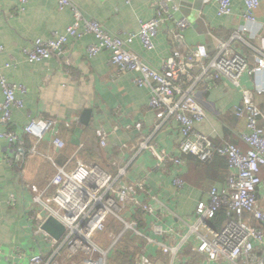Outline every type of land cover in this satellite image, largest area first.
Segmentation results:
<instances>
[{
    "label": "crops",
    "instance_id": "0c3cea01",
    "mask_svg": "<svg viewBox=\"0 0 264 264\" xmlns=\"http://www.w3.org/2000/svg\"><path fill=\"white\" fill-rule=\"evenodd\" d=\"M158 1L70 0L85 18L99 21L111 34L137 31L141 21L154 15ZM169 3H175L178 8L173 13V19L160 25L154 38V48L145 50L138 39L130 45V50L149 65L160 69L173 47L184 52L198 44L207 46L210 60L218 52L214 42L216 38L227 41L235 30L247 25L249 29L243 34L245 42L234 41L233 47L245 57L249 70L254 67L253 48L264 46V31H258L244 20L242 0H232L231 13L222 16L217 15L216 0H170ZM255 15L258 21L264 20V0H260ZM182 18L187 21V26L181 37H175L178 31L174 21ZM72 22L70 5L59 8L58 0H26L24 3L21 0H0V45L3 47L0 58L3 63L12 62L3 71L9 82L24 87V91L17 93L23 100V107L12 109L10 125L0 123V132L6 128L18 130L32 118H52L56 121L54 131L65 144L58 149L52 144L51 135H45L39 141L23 135L18 147L21 149L19 159L16 165H9L5 157H13L17 147L13 149L0 137V264H30V257L37 252L47 261L55 253V244L46 241L41 234H35L37 220L34 217L40 207L31 203V186L44 187L55 173L49 157L56 165H66L68 169L82 161L97 163L117 175L119 168L124 167L122 175L127 176L126 180L142 184L143 190L138 191V197H143V200H149L150 195H158L162 200L172 202L171 180L179 174L184 185L173 203L182 216H191L197 201L207 200L211 186L222 189L229 175L228 163L225 168L222 162H212L206 169L194 165L183 154H179L184 160L180 169L172 162H168L164 169L155 167L152 149L165 150L170 155L178 154L176 147L181 139L178 124L170 119L155 129V110L148 105L151 96L149 87L135 84L133 78L136 72L120 71L111 64L109 51L101 50L89 57L86 48L95 41L93 34L87 33L78 39L69 38L64 56L34 63L25 59L23 47L29 46L38 37L63 33ZM263 79L264 71L259 74L244 72L240 83L253 93L254 84ZM242 89L233 86L223 76L219 80L201 81L197 85L196 98L203 105L206 118L195 128L215 145L229 142L246 148L238 136L244 130V119H238L233 114V108L242 102ZM2 98L0 90V100ZM253 98L264 110V96L254 93ZM260 125L264 126V120H260ZM97 130L106 135L104 146L99 143ZM146 137L151 147L140 149L139 144ZM32 146L38 150L36 153L29 152ZM260 178L262 182L257 192L264 211V202L260 200V194L264 193V165L260 169ZM11 196L15 197L13 205L9 203ZM158 212L162 222H173L162 215L160 209ZM135 217L141 228L147 229L148 220L142 218L139 210ZM217 218L216 225L220 226L223 220ZM244 218L255 224L251 215L246 214ZM119 228L118 222L109 220L105 228L98 232L97 240L101 245H107V233ZM180 234V231L176 234V240ZM124 236L122 247L110 255L109 264L134 262L133 256L138 252L141 240L130 232ZM148 250L154 253L155 264H168L167 255L153 248ZM263 250L264 246L256 248L259 255L263 254ZM159 253H162L161 258H158ZM181 255L192 257L185 264L204 261L200 254L192 251L190 243ZM82 257L81 250L70 251L63 245L52 261L81 264Z\"/></svg>",
    "mask_w": 264,
    "mask_h": 264
},
{
    "label": "built area",
    "instance_id": "2783aa9c",
    "mask_svg": "<svg viewBox=\"0 0 264 264\" xmlns=\"http://www.w3.org/2000/svg\"><path fill=\"white\" fill-rule=\"evenodd\" d=\"M25 1L21 0L22 3ZM169 1L159 0L154 15L141 21L137 31L111 34L99 21L85 18L70 0H58L59 8L70 5L73 22L63 33L36 38L29 46L22 48V53L29 63L61 57L65 54L69 38L78 39L87 33L93 34L95 41L86 48L89 57L107 50L111 64L120 71L136 72L133 78L135 84L149 87L151 96L148 105L155 110V129L170 119L178 124L181 137L176 147L178 154L170 155L165 150L151 148L156 160L155 167L164 169L168 162H172L180 169L184 160L179 154H192L200 161H206L213 153H217L226 157L228 163L229 175L224 187L218 189L211 186L207 200L197 201L191 216H182L175 210L173 203L184 185L179 174L171 180L172 202L162 200L158 195H150L149 200H143V197H138V191L143 190L142 184L126 180L127 176L122 175L125 173L124 167H120L118 174L113 175L97 163L78 161L68 169L66 165H56L49 157L55 167L54 175L42 188L31 186V203L40 207L34 217L37 220L35 234H41L46 241L55 244V253L63 245L70 251L81 250V264H109L110 255L120 250L127 232L141 240L132 264H155L154 253L148 248L167 255L168 264H185L192 257H184L181 252L189 243L192 251L204 259L196 264H264V250L261 255L256 252L257 247L264 246V211L257 192L262 182L260 169L264 165V126L260 125V120H264V110L253 98L254 93L264 96V79L254 84L253 93L240 83L244 72L259 74L264 71V46L253 48L255 65L249 70L245 57L233 47L234 41L245 42L243 34L249 28L243 25L233 32L229 40L215 39L218 52L210 60L205 44H198L184 52L173 47L160 69L154 68L131 51L130 45L138 39L145 50L154 48V38L160 25L173 19V13L178 8ZM216 2L218 16L231 13L232 0ZM242 3L244 20L258 31H264V20L258 21L255 15L260 0H242ZM174 24L178 31L174 36L181 37L187 21L182 18L175 20ZM2 50L0 45V54ZM11 64V61L3 63L0 58V90L3 95L0 100V123L6 126L10 125L12 109L23 107V100L17 93L24 91V87L9 82L3 71ZM221 76L233 86L243 88L242 102L233 108V114L238 119H244V130L238 136L245 144V149L229 142L215 145L207 135L195 128L197 123L206 118L205 109L196 98L197 85L201 81L219 80ZM55 123L52 118H32L18 130H2L0 137L13 149L17 147L13 157H5L7 163L14 165L18 161L21 152L18 147L23 135L33 137L35 141L51 135L52 144L58 149L63 148L64 141L54 131ZM97 137L100 145L104 146L105 133L97 130ZM148 141V137L142 140L140 149L150 148ZM37 151L35 146L29 149L30 153ZM260 196L264 202V193ZM14 202L15 197L11 196L9 203L13 205ZM159 209L162 215L168 216L173 222H162ZM137 210L145 221L148 220L147 229H142L135 217ZM219 212L223 213L224 220L217 226L215 219ZM246 214L252 216L255 224L245 220ZM48 216L54 217L65 227L59 239L51 237L41 227ZM29 218L33 221L31 216ZM111 219L118 222L120 228L107 233L108 243L103 246L97 240V234ZM179 231L181 234L176 240ZM53 256L45 261L43 255L37 252L29 261L30 264H58L52 261Z\"/></svg>",
    "mask_w": 264,
    "mask_h": 264
},
{
    "label": "trees",
    "instance_id": "16d2710c",
    "mask_svg": "<svg viewBox=\"0 0 264 264\" xmlns=\"http://www.w3.org/2000/svg\"><path fill=\"white\" fill-rule=\"evenodd\" d=\"M264 104V103H263ZM223 144V143H222ZM217 145V144H216ZM184 155V157L188 160V161H192V163L194 164V165H196V166H198V167H200V166H204V168H206V169H209V167H210V163H212V162H218V163H220V162H222V167H225L226 168V166H227V159H226V157H224V156H221V155H218L217 153H213L212 155H211V157L209 158V159H207L206 161H200L197 157H195L194 155H192V154H183ZM210 176V175H209ZM218 218V220L219 221H222V220H224V215H223V213L222 212H219V214H218V216H217ZM161 254L162 253H159L158 254V258H161ZM161 261H163L162 259H160Z\"/></svg>",
    "mask_w": 264,
    "mask_h": 264
},
{
    "label": "water",
    "instance_id": "95a60500",
    "mask_svg": "<svg viewBox=\"0 0 264 264\" xmlns=\"http://www.w3.org/2000/svg\"><path fill=\"white\" fill-rule=\"evenodd\" d=\"M41 227L44 231H46L51 237L55 239H59L65 231V227L52 216L46 217Z\"/></svg>",
    "mask_w": 264,
    "mask_h": 264
}]
</instances>
